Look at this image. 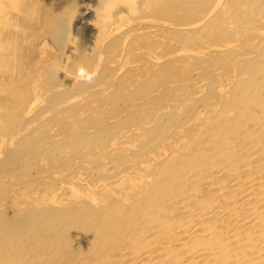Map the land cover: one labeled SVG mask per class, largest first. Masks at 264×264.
Listing matches in <instances>:
<instances>
[{
    "label": "bare ground",
    "instance_id": "6f19581e",
    "mask_svg": "<svg viewBox=\"0 0 264 264\" xmlns=\"http://www.w3.org/2000/svg\"><path fill=\"white\" fill-rule=\"evenodd\" d=\"M0 264H264V0H0Z\"/></svg>",
    "mask_w": 264,
    "mask_h": 264
}]
</instances>
